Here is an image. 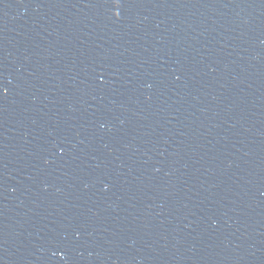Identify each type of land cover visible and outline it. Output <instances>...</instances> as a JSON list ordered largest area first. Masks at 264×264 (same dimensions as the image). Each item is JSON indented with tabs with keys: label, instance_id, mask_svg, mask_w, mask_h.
Instances as JSON below:
<instances>
[{
	"label": "water",
	"instance_id": "1",
	"mask_svg": "<svg viewBox=\"0 0 264 264\" xmlns=\"http://www.w3.org/2000/svg\"><path fill=\"white\" fill-rule=\"evenodd\" d=\"M0 264H264V0H0Z\"/></svg>",
	"mask_w": 264,
	"mask_h": 264
}]
</instances>
